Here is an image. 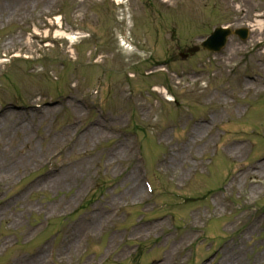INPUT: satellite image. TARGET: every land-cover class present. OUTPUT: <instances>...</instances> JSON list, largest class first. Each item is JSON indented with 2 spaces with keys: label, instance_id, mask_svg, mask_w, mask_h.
I'll use <instances>...</instances> for the list:
<instances>
[{
  "label": "rangeland",
  "instance_id": "rangeland-1",
  "mask_svg": "<svg viewBox=\"0 0 264 264\" xmlns=\"http://www.w3.org/2000/svg\"><path fill=\"white\" fill-rule=\"evenodd\" d=\"M128 7L132 41L146 50L141 55L120 47L125 23L111 0H0V57L11 58L0 63V117L5 110L16 114L0 119L1 174L8 175L3 152L28 138L25 149L41 151V163L29 162L22 176L17 165L12 185L0 183V264H48L53 242L55 262L62 264H159L165 256L169 264H264V174L249 169L264 162V23L261 31L251 28L254 18H264V0H128ZM56 13L64 32L91 38L70 43L60 36L54 48L31 39L35 30L52 35L48 22ZM221 26H251L252 32L245 42L231 38L219 54L180 57ZM164 61L169 69L158 71ZM97 79L99 94L87 95ZM155 86L167 88L177 104ZM87 100L106 107L105 117L86 110ZM13 105L20 108L12 111ZM101 119L105 130L94 125ZM200 125L199 137L189 140ZM65 126L68 134L58 141L63 152L53 162L71 163L65 167L79 168L78 176L42 190L40 183L55 175L44 177L43 161L52 152L46 145ZM89 128L103 135L85 140ZM69 134L75 136L70 143ZM244 169L255 181L239 178L237 193L222 201L220 187ZM134 183L138 192L130 188ZM112 214L96 238L83 240L85 216L108 220ZM157 225L148 235L138 233ZM71 232L80 247L68 253L63 238Z\"/></svg>",
  "mask_w": 264,
  "mask_h": 264
},
{
  "label": "bare ground",
  "instance_id": "bare-ground-1",
  "mask_svg": "<svg viewBox=\"0 0 264 264\" xmlns=\"http://www.w3.org/2000/svg\"><path fill=\"white\" fill-rule=\"evenodd\" d=\"M256 24L253 26V28L255 27H259V28H262V24L260 22H255ZM62 35V34H61ZM69 41H73L74 40V37L73 36H69L67 37ZM249 85L245 84L244 85V88L245 87H248ZM247 89V88H245ZM157 91V89H155ZM162 94H163V91H160ZM15 115H12V113H9L7 112V114L4 116V114L0 117L1 121H7L9 122V120L11 118H13ZM15 124H17V121H13ZM12 126V124H11ZM11 128V127H10ZM202 130V127L201 125L198 127H196L192 132H191V138L195 137V138H198L199 137V133L201 132ZM93 133H97V134H102L103 132L97 128H90L88 129L83 135L82 137L87 140V138L92 135ZM68 134V129H63L62 132H59L58 134L54 135L47 143L46 145V149L49 151V152H53L55 150H57L58 148H61L59 147L60 146V142H58L59 140L64 139V136H66ZM103 135V134H102ZM29 139V138H28ZM26 140L22 143V146L20 148H17L14 152H9V151H5L1 154V156H4V162H3V168L5 169L7 166H8V170H7V173L8 175L4 174V175H1L0 174V181L3 182L5 184V187H10L12 185V177L14 176L15 174V169L20 167V166H17V165H22L24 169H26V165L29 163V162H36V164H39L40 162L39 159H38V156H40L39 154H41V151L38 152L37 150H31L30 148L28 150L25 149V146L30 143V139L29 140ZM85 140L83 142H85ZM68 141L69 143L73 141V138L71 137V135L69 134L68 135ZM67 142V145L69 144ZM69 146V145H68ZM68 146L65 148V150L68 148ZM241 149H244V146H241V147H238V148H235V151H240L241 152ZM246 149V148H245ZM51 152V153H52ZM50 153V154H51ZM48 154V155H50ZM239 155H241V153H239ZM20 158V159H19ZM7 161H14L16 165H8L7 164ZM65 166H70L72 168V164L67 162L64 166H61V168L59 169L60 173L58 175H54L53 177L49 178L48 180L44 181L43 183H40V186H42V190H53V189H58V188H61L63 186H67L69 185L70 183H72L73 180H75L78 176V173H79V168H76V171H72V169H69ZM15 167V169H14ZM74 169V168H73ZM250 170H255V171H258V172H261L262 174H264V162H261L260 164H257V165H254V166H251L249 167ZM22 170V169H21ZM20 171V170H19ZM18 171V172H19ZM245 171L246 169L242 170L241 173L242 174H239L238 176H234L232 181L230 182V184L228 185V189L232 187L233 184H235V181L236 183L238 184V179L239 178H243L245 176V178L247 177H250V179H252L253 181L255 180V177H254V174L250 172H248L246 175L245 174ZM249 171V170H248ZM253 171V172H255ZM17 172V173H18ZM77 185V184H76ZM73 186H74V182H73ZM131 189L135 190L137 189V192L139 191V186L137 183H134V185H131L130 186ZM23 197H19L17 201L21 200ZM89 221L85 222L83 225L80 226V229H82V231H86L88 234L87 238L89 239H92V237L96 236L97 235V230H98V227H100V220L98 219V216L95 215H91L88 219ZM162 225H157V226H154L153 228L151 229H138V233L140 235H148L149 234V231L150 233L156 231L157 229H159ZM73 233L71 232L70 233V238L72 237ZM85 235V233H84ZM111 242L113 243V238L111 240ZM79 244L76 243L75 239L72 238L71 240V243L69 244V247H68V250L67 251H77L79 250ZM167 255H172V252L170 254L167 253ZM168 256V258H169ZM165 260L159 264H169V261L167 259V256H165ZM45 260H36L34 263L32 262L31 264H44Z\"/></svg>",
  "mask_w": 264,
  "mask_h": 264
}]
</instances>
